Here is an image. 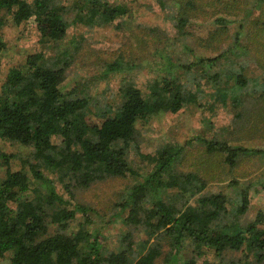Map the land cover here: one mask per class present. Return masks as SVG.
<instances>
[{
    "label": "trees",
    "instance_id": "16d2710c",
    "mask_svg": "<svg viewBox=\"0 0 264 264\" xmlns=\"http://www.w3.org/2000/svg\"><path fill=\"white\" fill-rule=\"evenodd\" d=\"M257 1L263 10L264 0ZM176 2L175 27L185 35L189 16H197L202 8L194 0ZM128 13L126 7L102 0H82L73 9L65 0H0V28L9 22L20 27L34 21L42 41L60 43L73 25L108 27ZM260 17L263 19L255 23L261 29L249 40L252 47L245 45V49L255 52L251 61L258 63L264 75V13ZM217 22L224 24L226 20ZM239 40L235 36L234 48ZM234 48L217 58L198 59L188 70L207 65L212 69ZM71 59V55L55 60L44 53L28 55L24 64L9 70L1 87L0 139L30 149L35 163L21 159L22 169L14 170L10 163L13 155L0 150V166L5 168L0 176V261L199 264L202 260V264H264V210L253 221L241 222L251 208L254 178L247 180L245 173L232 174L244 158L264 159V149L232 145L217 138L197 139L208 154L224 159L229 175L181 171L178 167L185 160V146L166 144L153 155H144L138 143L141 126L157 116L177 114L189 105L199 106L197 95L176 78L155 80L148 93L131 82L122 86L121 100L111 114L99 119L89 114V96L76 88L63 90ZM249 61H243L244 66L236 73L232 94L250 88L251 80L245 75ZM116 69L111 66L108 71ZM211 72L206 71V77L219 86L221 73ZM250 90L258 96L257 103L264 105V83ZM131 149L153 166L144 177L129 160ZM27 165L29 172L25 170ZM126 177L136 181L115 203L116 214L110 222L120 221L128 231L120 239V249L112 251L105 244V235L93 229L100 215L93 207L80 204L75 193ZM213 181H230L227 188L234 189L233 197L223 190L205 192ZM79 215L82 221H78ZM235 253L242 257L234 259Z\"/></svg>",
    "mask_w": 264,
    "mask_h": 264
},
{
    "label": "rangeland",
    "instance_id": "374dc122",
    "mask_svg": "<svg viewBox=\"0 0 264 264\" xmlns=\"http://www.w3.org/2000/svg\"><path fill=\"white\" fill-rule=\"evenodd\" d=\"M81 1L65 0V4L73 9V5ZM102 1L124 6L129 13L108 27L73 25L66 39L60 43L42 41L34 21L20 27L9 22L1 27L0 90L9 70L24 64L28 55L44 53L50 60L71 55L63 90L76 88L80 94L89 96V114L101 119L102 115L111 114L120 102L123 85L132 82L148 93L155 80L176 78L197 95L200 105L186 106L177 114L157 116L148 125L141 126L138 136L140 153L153 155L166 144L185 146L186 157L182 166L178 167L181 171H196L198 175L211 172L226 175L227 172L229 175L224 159L208 154L206 147L197 139L217 138L232 145L264 149V105L257 103L258 96L250 90L258 83H264V75L258 63L251 61L255 52L245 49V45H248V49L252 47L249 40L255 38L261 29L255 21L263 19L260 16L264 8L261 10L257 6V0H194L202 10L198 11L197 16H189L184 28L185 35H180L175 27L179 8L176 6L177 0ZM220 18L225 19L226 23L219 24L217 20ZM237 35L240 40L234 48ZM229 48L235 50L216 65L214 63L212 69L207 65L205 68L188 70L198 59L217 58ZM245 60H250L245 69V75L251 80L250 88L232 94L235 75L244 66L242 62ZM111 66L117 69L109 72ZM212 70L221 73L222 83L219 86L206 77L205 72ZM222 93L226 96L223 94L221 97ZM192 141L194 143L188 145ZM0 150L13 155L10 163L14 170L22 169L21 159L35 163L30 149L26 147L0 139ZM129 160L143 177L153 168L135 149L130 150ZM29 166L25 169L28 172ZM4 173L5 168L0 166V176ZM243 173L248 175L247 180L254 178L256 186L251 191L250 211L241 220L246 224L253 221L260 210H264V159H242L232 174ZM135 181L132 177L109 179L75 193L80 204L93 207L100 215L93 229L105 235L109 250L120 249V239L128 231L122 222L112 223L110 220L116 214L115 203L131 189ZM229 182H210L205 192L218 193L223 190L233 197L235 191L227 188ZM56 184L59 191L64 192ZM82 219V215H79L78 221ZM232 257L240 259L242 254L235 253ZM211 260L214 261L215 257L211 256ZM0 264L11 263L7 258ZM199 264H202V260Z\"/></svg>",
    "mask_w": 264,
    "mask_h": 264
}]
</instances>
